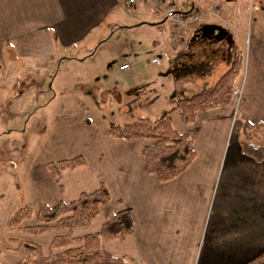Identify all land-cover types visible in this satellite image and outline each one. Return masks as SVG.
<instances>
[{
    "label": "crops",
    "instance_id": "obj_1",
    "mask_svg": "<svg viewBox=\"0 0 264 264\" xmlns=\"http://www.w3.org/2000/svg\"><path fill=\"white\" fill-rule=\"evenodd\" d=\"M161 1L159 5L154 0H135L134 4L126 0H0V63L14 56L45 66L54 65L55 60L83 62L92 57L95 44L104 60L109 56L105 52L109 31L112 38L122 30L139 34L148 27L157 28L161 36L154 37V49L146 60L160 67L157 72L166 70L169 79L174 78L166 96L170 106L173 98L213 84L229 67L236 50L243 55L236 78L239 86L230 104L195 114L199 124L195 157L178 176L158 182L146 171L142 149L149 140L113 138L106 127L98 129L88 118L83 121V116L69 115L60 120L44 149L45 158L26 179L24 205L35 208L39 203L51 206L70 201L103 182L109 207L128 210L133 230L124 240L101 243V252L111 258L96 262L245 264L264 253V160L243 153L239 144L244 121H264V27L255 24L252 28L244 57V30L232 22L233 1ZM213 7L216 13L185 25L184 39L170 46L174 11ZM121 18L125 24L118 27L114 22ZM167 21L170 28L163 27ZM69 49H81L85 55H70ZM134 51L125 50L120 65L138 68L140 60ZM152 57L159 64L151 62ZM120 65L118 69L125 70ZM134 71L125 75L130 77ZM104 73L112 74L109 69ZM233 118L238 135L231 138ZM76 155L86 163L62 172L61 190L45 164ZM102 221L101 212L74 235L96 232Z\"/></svg>",
    "mask_w": 264,
    "mask_h": 264
},
{
    "label": "rangeland",
    "instance_id": "obj_2",
    "mask_svg": "<svg viewBox=\"0 0 264 264\" xmlns=\"http://www.w3.org/2000/svg\"><path fill=\"white\" fill-rule=\"evenodd\" d=\"M230 1H233L231 4L235 11L232 22L244 30L245 57V47L252 28L255 24L264 27V0ZM114 23L120 27L125 24V20L121 18ZM169 26L170 21L163 24L165 28ZM111 34L109 31L106 35L110 40L108 51L105 52L106 56L112 58L101 60L105 56L101 55L95 44L90 51L92 57L83 62L73 60L59 63V60H55L54 65L45 66L14 56L0 63V263L14 264L20 259L13 249L11 237L34 240L46 252L55 234L49 231L33 236L12 230L7 224L14 211L25 204L26 179L45 158L47 142L53 132L59 129L63 117L83 116V121L88 118L96 128L103 129L110 124L123 125L141 116L154 120L161 111L171 107L166 102V96L174 78L169 79L166 70L157 72L161 71L160 67L146 60L150 59L154 49L151 45L154 37L161 36L157 28L148 27L147 32L139 34L122 30L114 33L112 38ZM141 40L144 42L139 44ZM112 45L116 46L114 51ZM170 46L173 45L170 43ZM125 50H135L140 60L138 68L130 66L128 70L118 69L125 58ZM66 52L80 57L85 55L81 49H69ZM105 60V64L100 62ZM106 69L112 72L110 76H104ZM133 69L135 71L130 75L131 78L125 75ZM49 74L53 76L47 79ZM171 120L177 131L183 132L187 128L177 111L171 112ZM237 130L238 122L233 118L231 138L238 135ZM239 139H243L242 133ZM248 141L264 143V134ZM23 223L33 224L34 221L25 220ZM78 258L81 264H128L111 261L90 263L85 254Z\"/></svg>",
    "mask_w": 264,
    "mask_h": 264
},
{
    "label": "trees",
    "instance_id": "obj_3",
    "mask_svg": "<svg viewBox=\"0 0 264 264\" xmlns=\"http://www.w3.org/2000/svg\"><path fill=\"white\" fill-rule=\"evenodd\" d=\"M243 65V55L238 49L234 52L229 67L210 85L203 86L188 95L177 96L171 100L170 109L163 110L154 120L139 117L123 125L110 124L107 135L118 139H146L150 143L142 149L145 169L152 173L158 182H165L178 176L195 157L194 142L199 131L195 114L230 104L236 91V78ZM177 111L182 123L188 125L179 132L172 126L171 112ZM239 140L241 151L256 161L264 160V143L248 140L264 134V121L254 123L244 121ZM85 159L76 155L67 159L52 160L45 168L53 181L62 190L61 175L66 169L84 165ZM109 192L103 182L90 191H82L70 201H58L53 205L39 203L35 208L27 205L17 208L8 220V227L33 236L54 232L47 251L40 243L29 239L10 238L13 249L20 259L14 264H81L78 258L86 255L88 262L111 258L101 252L103 242L124 240L133 230V219L125 208L112 210L109 207ZM102 212L103 221L96 232L75 236L74 231L87 228L93 219ZM33 220L34 223H23ZM7 264V263H0ZM136 264H144L137 262ZM245 264H264V253Z\"/></svg>",
    "mask_w": 264,
    "mask_h": 264
},
{
    "label": "built area",
    "instance_id": "obj_4",
    "mask_svg": "<svg viewBox=\"0 0 264 264\" xmlns=\"http://www.w3.org/2000/svg\"><path fill=\"white\" fill-rule=\"evenodd\" d=\"M156 4L159 3V0H154ZM128 4H134L135 0H127ZM216 8L210 9H198L194 11H174L171 14V23H172V33L169 37L170 43L175 45L177 42H180L184 39L183 27L189 23L202 21L207 15L216 13ZM151 62L159 64V59L157 57H152ZM128 65H120L121 69H126Z\"/></svg>",
    "mask_w": 264,
    "mask_h": 264
}]
</instances>
